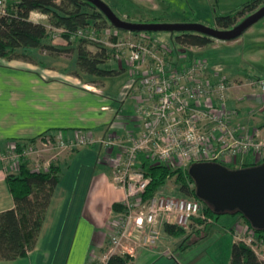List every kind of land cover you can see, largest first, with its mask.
I'll return each instance as SVG.
<instances>
[{
    "label": "built area",
    "instance_id": "built-area-1",
    "mask_svg": "<svg viewBox=\"0 0 264 264\" xmlns=\"http://www.w3.org/2000/svg\"><path fill=\"white\" fill-rule=\"evenodd\" d=\"M0 14H5L1 3ZM47 29L52 36L64 31L51 25ZM88 34L77 32L78 37L104 43L115 51L118 60H121L119 53L127 52L128 66L136 69H132V80L125 89L135 94L134 118L140 128L137 136L129 135L126 141L120 140L116 133L97 139L90 131L78 132L68 139L60 134L46 136L39 140L40 146L39 142L23 146L21 153L17 151V143H12L2 162L8 173L18 171L21 158L32 169L46 171L61 152L99 145L113 183L124 192L123 212L111 219L107 228V248L99 253L92 250L90 254L94 264H108L112 256L133 259L138 251L153 248L164 224L186 229L200 214L202 220L206 219L202 204L194 199L158 193L144 199L151 180L137 167L139 155L145 154L170 168H186L194 162L225 166L239 163L240 158L251 152L264 160V140L233 125L237 108L230 107L228 100L229 92L237 86H231L224 75L214 82L208 79L206 59H193L179 66L170 61L171 51L157 50L160 44L156 40H153L156 45L147 44L145 35H140L142 39H124L115 31L112 35L115 41H105L96 39L93 32ZM218 73L216 70L212 74L217 77ZM247 85L257 89L259 111L263 112L264 77L251 79ZM122 98L127 99L126 93ZM47 155H52L51 162L45 161ZM231 232L237 242L250 247L256 255L254 246L258 243L264 247L254 230L242 222Z\"/></svg>",
    "mask_w": 264,
    "mask_h": 264
},
{
    "label": "crops",
    "instance_id": "crops-1",
    "mask_svg": "<svg viewBox=\"0 0 264 264\" xmlns=\"http://www.w3.org/2000/svg\"><path fill=\"white\" fill-rule=\"evenodd\" d=\"M29 19L46 24V16L38 12H31ZM57 41L45 40L54 46H67L63 38ZM185 55L186 52H181L179 57ZM60 56L39 54L43 65L0 58V213L15 207L6 183L8 172L2 162V155L12 143L39 141L44 136L59 134L68 139L86 131L97 139L116 133L126 141L127 136L139 132L134 118L135 101L120 95L124 84L131 80L126 65L122 66L120 60H110L109 68L119 74L91 83L72 75L71 69L59 67L55 61ZM112 63L119 67H113ZM237 88L231 89L228 100L230 107L237 108L233 125L264 140V116L251 115L259 107L257 92L244 90L242 94L243 91L236 92ZM104 158L97 144L77 147L59 157L55 162L62 168L59 183L33 249L23 258L0 260V264H89L91 251L99 253L107 246V228L118 215L113 205L122 204L124 192L113 183L111 169ZM206 232L186 233L185 237L195 236L197 240ZM171 238L161 231L157 244L138 251L133 264H213L206 251L197 252L198 258L194 256V242H173ZM204 244V248L211 245L209 241Z\"/></svg>",
    "mask_w": 264,
    "mask_h": 264
},
{
    "label": "trees",
    "instance_id": "trees-1",
    "mask_svg": "<svg viewBox=\"0 0 264 264\" xmlns=\"http://www.w3.org/2000/svg\"><path fill=\"white\" fill-rule=\"evenodd\" d=\"M0 3L5 9V14H0V58L36 62L38 65H43L39 58V54L43 52L50 55L75 53L76 59L71 74L91 83L119 74V72L110 69L108 66L111 53L113 52L115 57L116 53L102 42L78 37V31L82 30L89 34L93 32L95 37L96 34L98 35L107 27L113 28L119 34L131 33L137 35V37L168 33L128 32L116 29L96 6L86 0H0ZM262 6H264V0H249L237 9L216 15L215 26L222 30L231 29ZM31 12H38L47 16L48 23L51 26L63 29L61 36L67 42V46L58 47L46 43L45 40L49 37L47 25L31 21L29 19ZM151 23H157V21L152 20ZM168 34L172 36L173 45L178 47L180 53L184 48H205L217 41L194 32ZM111 37L112 41H115L116 38ZM73 39L76 41L75 43H71ZM96 39L103 40L98 37ZM155 40L157 39L155 38ZM71 44L73 47H68ZM36 142L37 140L26 143L17 141V151L21 153L23 146L35 144ZM263 163V159L256 158L251 152L243 156L239 163L225 165V167L241 169ZM189 166L190 164L186 168H170L167 165L155 162L145 154L139 155L137 167L151 180L145 194H143V198H150L158 193L169 179L175 178L178 185L177 193L183 198L199 201L203 206L206 219L211 221L205 222L200 218L195 219L197 224L204 225L201 231H208L221 218L226 216L234 222L230 227V231L237 223L242 222L254 230L256 238L264 245V230L253 228L240 212L216 214L209 205L196 197L193 180L188 174ZM61 172L62 168L57 163L52 164L46 171H36L32 169L27 160L21 158L18 171L7 173L6 183L13 197L15 207L0 213V260L11 261L23 258L33 249L51 196L59 183ZM123 209L122 204L113 205V211L117 214L122 213ZM235 219H240V221L236 222ZM163 230L166 234L175 237L185 236L186 233L184 229L169 224H164ZM187 239L189 237H184L182 242L185 243ZM89 264H94L90 257ZM108 264H133V259L129 256L115 255L110 258ZM229 264H264V262L259 260L250 247L234 241L231 247Z\"/></svg>",
    "mask_w": 264,
    "mask_h": 264
},
{
    "label": "rangeland",
    "instance_id": "rangeland-1",
    "mask_svg": "<svg viewBox=\"0 0 264 264\" xmlns=\"http://www.w3.org/2000/svg\"><path fill=\"white\" fill-rule=\"evenodd\" d=\"M105 2L112 11L122 20L136 22H146L151 23L152 20L157 21V23H198L202 25H206L209 27L217 28L215 26V16L221 15L227 12H230L234 9H237L242 4L248 2L249 0H102ZM45 18V17H44ZM46 25H50L48 23V17L44 20ZM111 30V31H110ZM115 30L112 28H105L100 32L96 37L103 39L105 41H112V35ZM48 34L50 40H59L62 38L61 34H55L52 36V32L48 29ZM51 35V36H50ZM111 35V36H110ZM147 35L148 39L146 40L147 44L156 45L153 43L155 38L160 47L158 46L159 51L162 48H166L171 51L170 61H175L179 66L186 64L187 62H191L193 59H206L207 60V75L208 79L211 81H216L221 77V75L226 76L227 82L231 84V86H238V90L236 92H241L242 94L245 91H254L257 92V89L250 88L247 84L251 79H256L257 77H264V18L249 28L245 33H243L237 40L231 42H221L214 41L213 44L209 47H205L204 49L198 48H184L181 50L182 54L186 52V55L183 57H179L181 54L178 47L173 45L172 36L168 33H156ZM120 36L124 39H142L141 36L134 35L131 33H121ZM74 41V39H73ZM59 42V41H57ZM76 41H74L75 43ZM178 52V53H177ZM127 52L119 53L120 64L127 66V71L129 74L132 69L136 71L134 68H130L127 62ZM75 54H62L58 61L55 63L59 67H67L69 69H73V64L75 62ZM179 59V60H178ZM116 62L118 59L114 56V53H111V62ZM212 61V62H210ZM110 61L108 62L111 63ZM150 65L152 64L150 61L148 62ZM55 64V65H56ZM113 67H119L118 64L112 63ZM56 65V66H57ZM111 64H109L110 66ZM72 66V68H71ZM218 70V76L214 77L212 74ZM220 70V71H219ZM132 80V77H130ZM131 80H127L120 91L121 98L126 93L128 101L134 100V93H128L125 89ZM245 90V91H244ZM123 91V93H122ZM240 93V94H241ZM133 96V97H132ZM263 112L259 111V107L254 110V114H251L253 117L263 118ZM137 122V121H136ZM234 122V121H233ZM114 134V133H113ZM137 136V135H136ZM99 139V138H98ZM264 139V138H263ZM121 140V139H120ZM39 142V141H37ZM40 142L38 146H40ZM9 150V149H8ZM6 151L2 156L4 157L9 151ZM68 152H61V156L64 157ZM51 156H46L45 161H50L53 159ZM59 157H57L59 159ZM241 160V158H240ZM57 161L51 162V165ZM155 162H157L155 160ZM34 164V163H33ZM49 166V167H50ZM48 167V168H49ZM178 185L176 184L175 178L169 179L166 184L159 190L158 194L166 195V196H175L181 197L177 193ZM119 214V213H118ZM204 214V213H203ZM201 215L195 217L192 220V223L188 226V228L184 229L186 233L189 234H198L204 225H199L196 223L195 219H201ZM206 218V216L204 215ZM202 220V219H201ZM207 219H205L206 222ZM208 222H211L208 219ZM236 222L240 221V219H235ZM234 224L233 221H230L229 218L224 216L219 220L217 224L211 227L206 233H204L201 237H198L197 240L195 236L187 239L186 243L194 242L196 245L194 252V256L196 258L199 257V253H203L206 251V255L211 259L213 264H229L231 258V247L232 242L235 240L232 232L230 231V227ZM163 226H161V231H163ZM160 231V233H161ZM185 233V234H186ZM202 233L198 234L201 235ZM185 236L175 237L172 236V241L177 242L182 241ZM186 238V237H185ZM209 241L211 245L208 248H204V242ZM236 241V240H235ZM107 248L105 245L101 248L100 251ZM255 251L257 252V256L260 261L264 262V247L259 245L258 243L254 246Z\"/></svg>",
    "mask_w": 264,
    "mask_h": 264
},
{
    "label": "water",
    "instance_id": "water-1",
    "mask_svg": "<svg viewBox=\"0 0 264 264\" xmlns=\"http://www.w3.org/2000/svg\"><path fill=\"white\" fill-rule=\"evenodd\" d=\"M96 6L113 27L128 32H194L221 42L239 38L264 18V6L235 27L222 30L198 23H132L120 19L102 0H86ZM196 197L216 214L240 212L251 226L264 230V163L229 169L215 162H194L188 168Z\"/></svg>",
    "mask_w": 264,
    "mask_h": 264
}]
</instances>
